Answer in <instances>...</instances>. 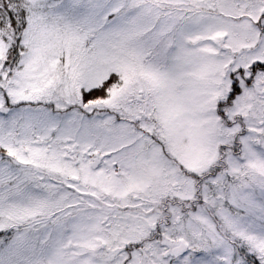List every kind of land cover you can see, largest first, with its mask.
<instances>
[{"label": "snow or ice", "instance_id": "obj_1", "mask_svg": "<svg viewBox=\"0 0 264 264\" xmlns=\"http://www.w3.org/2000/svg\"><path fill=\"white\" fill-rule=\"evenodd\" d=\"M0 264H264V0H0Z\"/></svg>", "mask_w": 264, "mask_h": 264}]
</instances>
